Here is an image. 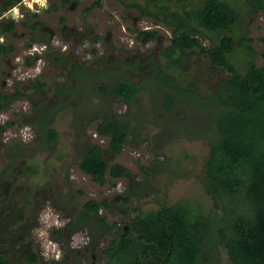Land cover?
<instances>
[{
	"label": "rangeland",
	"instance_id": "1",
	"mask_svg": "<svg viewBox=\"0 0 264 264\" xmlns=\"http://www.w3.org/2000/svg\"><path fill=\"white\" fill-rule=\"evenodd\" d=\"M93 1L58 6L60 0H43L46 9L41 10L39 18L45 27L39 33L43 32L49 40L43 49L44 41H29L27 30L19 22L6 37L0 36V41L9 46L7 54H0V92L11 94L16 86L25 92L0 110V184L4 193V198H0V253L11 264H34L27 259L31 248H37L43 257L55 258L57 249L61 253L63 247V255L67 256L70 244L77 250L87 248L83 250V264L98 263L102 258L100 249L93 251L86 245L89 236L85 227L66 235L62 242L54 235L88 199L107 198L113 204V208L101 210L109 223H126L139 211L154 210L177 200L199 203L205 212L214 209L201 183L209 145L207 140L194 136L204 131L208 113L191 105L180 93L179 98L174 96L173 105L166 108V96L176 95V91L154 70L159 66L177 74L176 85L187 88L192 84L201 95L215 91L218 82L225 80L226 72L216 71L206 55L195 52L181 59V67L167 68L161 50L171 42L173 24L152 20L139 7L154 12L158 11V4L179 9L176 1L100 0V6L92 5ZM234 1L240 12V27L251 38L254 61L264 65V10L253 13L250 8L239 9L250 7L251 0ZM29 3L32 4L30 0ZM190 5L198 7L201 0H191ZM19 6L22 7L18 3L15 8ZM13 12L18 18L20 12L14 7L0 12V18L6 14L10 17ZM144 24L149 25V30H156L154 38L138 36V29ZM202 41L208 43L207 38ZM31 47L36 48L30 50ZM29 52L39 55L32 65L24 61ZM56 52L69 56L65 65L46 61V55ZM241 54L246 56L241 49L232 56L235 59ZM131 57L143 62L139 69L129 70ZM73 60L82 68L75 64L71 79L68 73ZM125 77L143 87L136 95L139 100L131 107L104 95L97 87L100 82L112 83ZM36 79L46 82L42 90L33 88ZM76 80H83L84 87H75V83V94L56 98L55 86L68 91L66 87ZM107 111L127 116L134 126L120 151L105 153L106 160L121 163L131 176L100 184L85 174L78 162L92 142L106 147L107 138L93 136V119ZM49 114L51 118L47 119L45 115ZM41 123L56 129L53 148L39 143ZM11 163L13 166L1 177L3 168ZM33 167L35 172L30 171ZM131 183L137 190L128 201H123L122 194L128 192ZM8 228L15 231L8 235ZM19 236L26 239L21 241ZM105 243L106 239L101 247ZM210 254V264H232L223 243L212 247Z\"/></svg>",
	"mask_w": 264,
	"mask_h": 264
},
{
	"label": "trees",
	"instance_id": "2",
	"mask_svg": "<svg viewBox=\"0 0 264 264\" xmlns=\"http://www.w3.org/2000/svg\"><path fill=\"white\" fill-rule=\"evenodd\" d=\"M5 1L6 7H11L20 0ZM174 1L179 9L158 4L157 13L145 6L139 7L141 13L148 14L155 21L173 24L171 42L161 50L167 68L181 67V59L195 52L206 55L216 71L226 72L225 80L218 82L215 91L201 95L192 84L187 88L176 85L177 74L159 66L155 70L158 78L159 74L166 78L176 95L180 93L195 107L208 113L204 131L193 134L207 140L209 145L201 183L212 199L214 209L205 212L199 203L177 200L154 210L139 211L126 223H109L101 210L113 208V204L107 198H92L82 204L74 218L56 229L54 235L63 240L66 235L85 227L91 240L90 248L93 251L97 247L100 249V264H210V249L218 243H223L232 264H264V65H257L254 61L251 38L240 27L236 1L201 0V5L195 8L190 5L191 0ZM92 3L101 4L100 0ZM244 8H250L253 13L264 10V0H251L250 7L239 9ZM13 28L12 18L0 21V36L11 33ZM155 33V30H138L139 37L148 39H152ZM203 38H207L208 43H203ZM261 40L264 43V37ZM240 49L246 56L241 54L234 59L232 53L235 55ZM8 50L9 46L0 41V54H7ZM56 58L60 60L59 55ZM152 61L155 62V58ZM25 63H32L31 56ZM141 63L134 60L136 70ZM129 67L133 65L129 64ZM44 85L45 82L38 81L33 88L42 90ZM137 85L125 77L112 83L100 82L99 89L105 95L122 99L131 107L139 100ZM23 95L25 92L18 86L11 94L0 92V110L7 107L12 99ZM172 102L174 95L168 93L165 107L168 108ZM49 115L47 119L51 118ZM41 124L37 135L39 143L53 148L56 129ZM133 130L127 116L110 111L99 115L95 131L107 138V145L102 147L96 142L91 143L78 162L80 169L100 184L131 176L130 170L121 163L106 160L105 153L120 151ZM11 165L3 168L1 177L6 175ZM30 171L35 172V168H30ZM134 187L131 183L128 192L122 194L123 201H128L135 193L137 187ZM2 191L1 182L0 198L3 199ZM14 231L8 228L6 233L9 235ZM18 238L21 241L26 239L25 236ZM105 239V246L101 247ZM27 257L30 261L35 260L37 253L30 251ZM0 264H11L4 253H0Z\"/></svg>",
	"mask_w": 264,
	"mask_h": 264
},
{
	"label": "flooded vegetation",
	"instance_id": "3",
	"mask_svg": "<svg viewBox=\"0 0 264 264\" xmlns=\"http://www.w3.org/2000/svg\"><path fill=\"white\" fill-rule=\"evenodd\" d=\"M31 2H32V4H30L29 3V0H26V2H25V0H20L18 3H20V5H22V7H20V8H15L16 9V11L18 12H20L18 15V18H17V20H15L14 19V17L12 16V14H10V17H8L9 16V14H6V17H1L0 18V21H3V20H6V19H13L14 20V28H13V30L12 31H14L15 30V28H16V22H19V24H20V27H22V29L24 30V31H26L27 30V32H28V38L30 39L29 41H39V42H43V46L41 47L42 49H43V47L45 48L46 46H47V43L49 42V40H46L45 38H46V35H44V33L43 32H40L39 33V31L42 29V28H44L45 27V23H43L42 22V20H40V12H41V10H43V11H45V9H44V7H46V5L44 6V3L42 2V1H40V0H30ZM0 3H2V5H1V7H0V12H3V11H6L7 9H9V8H11V7H6L7 6V3H6V1L5 0H0ZM18 3H16V4H18ZM79 3V1L78 2H76V1H74V0H71V1H69V2H62L61 0H60V3L58 4V6H61V5H69V4H78ZM15 4V5H16ZM34 4L35 5H38L39 7H40V9H38V8H35L34 7ZM44 6V7H43ZM51 6V5H50ZM55 5H53V7H54ZM100 6V5H99ZM49 7V6H48ZM57 7V6H56ZM91 8H93V7H91ZM14 9V10H15ZM20 9V10H19ZM89 10V9H88ZM47 12V11H46ZM32 13H35L36 15H32ZM157 13H158V11H157ZM1 15V14H0ZM1 16H3V15H1ZM157 16H158V14H157ZM149 18H151L152 20H154V18H152V17H149ZM39 21V22H38ZM25 23V24H24ZM144 23H146V21L144 22ZM33 24H36V27L34 28L33 27ZM141 25H143L142 23H141ZM146 24H144V26L142 27V28H139L138 30H140V29H143V30H146V31H152V30H149L150 29V27H149V25H146ZM64 29V28H63ZM63 29H61L62 30V32H63ZM11 31V32H12ZM156 31V30H155ZM47 33V32H46ZM45 33V34H46ZM157 33V32H156ZM156 33H155V36H156ZM49 35V34H48ZM154 36V37H155ZM4 37H6V35L4 36ZM153 37V38H154ZM142 38L143 39H148V38H146V37H144V36H142ZM171 38V37H170ZM36 47H31L30 48V50H34ZM30 53V52H29ZM60 56V60H58L56 57L57 56ZM28 56H31V60H32V63L31 64H29V65H32V64H34L35 63V61H36V59L38 58V54H28ZM28 56H25V58H24V61L26 60V58L28 57ZM45 58H46V61L48 62V60H50V62H56V63H58V64H61V65H65V63L66 62H68V60H69V56H67V55H65V54H60V53H54V54H48V55H46L45 56ZM153 58H155V57H153ZM39 59H40V57H39ZM134 58L133 57H131V64H130V66L131 65H133V67L131 68L130 67V69L129 70H131V71H133V68H135L136 69V65H134ZM60 62V63H59ZM26 64V63H25ZM75 64H77V68L78 67H81L82 68V66L78 63V62H76V61H71L70 62V66H69V75L71 76V79H72V77L74 76V74H70V73H72L71 72V70H72V68L74 67V65ZM28 65V64H27ZM142 66V63H141V65H139V67H141ZM158 66V65H157ZM129 68V67H128ZM155 71V70H154ZM156 74H158L157 72H156ZM155 74V75H156ZM76 76H78V75H76ZM130 80V79H129ZM38 81H40V80H37L36 79V82L35 83H38ZM72 81V80H71ZM70 81V82H71ZM84 81H86V79H84ZM84 81L82 80V82H80L79 80H76V81H74V83H70V86L68 87L69 88V90L67 91L66 89L65 90H62L63 88H65V87H62V86H55L56 88H55V91H56V93H57V96H56V98H62L63 96H64V94H75V91H74V88L76 87V86H80L81 87V85L83 86V84H84ZM131 81V80H130ZM43 82H45V81H43ZM132 82V81H131ZM76 83V85H75V87H74V84ZM134 83V82H133ZM45 85H46V82H45ZM138 86V91H139V89H141V88H143V87H140V85H137ZM84 87V86H83ZM97 87L99 88V83H98V85H97ZM37 91V90H36ZM77 92V91H76ZM103 93V92H102ZM138 93V92H137ZM77 94V93H76ZM81 94V93H80ZM104 94V93H103ZM105 95V94H104ZM106 95H110V94H106ZM137 95V94H136ZM174 95V94H173ZM111 96V95H110ZM175 96V95H174ZM175 97H179L178 95L177 96H175ZM120 100H122V99H120ZM123 101V100H122ZM190 101V100H189ZM124 102V101H123ZM191 103V102H190ZM173 105V104H172ZM172 105H170V106H172ZM191 105H193L192 103H191ZM40 111V110H39ZM39 111H38V114H39ZM41 112V111H40ZM40 114H43V113H40ZM46 117H48V115H45ZM45 116H44V118H45ZM83 117H84V115H82ZM98 116H96L94 119H93V121H96V118H97ZM132 123V122H131ZM93 136H99L97 133H96V131H95V125H94V129H93ZM99 137H101V136H99ZM93 143V142H92ZM88 146H90V144L88 145ZM72 218V217H71ZM65 224H63L61 227H63ZM9 226V225H8ZM10 231H12V230H10ZM58 240V239H57ZM64 240V239H63ZM58 241H60V242H62L61 240H58ZM90 243H91V240H90V237H89V240H88V242L86 243V245H89L90 246ZM73 245V244H72ZM69 249V251H67L68 252V254H67V256H65V255H63V247H62V251H61V253H60V250H58L57 249V253L55 254L56 255V257L55 258H47V257H43L41 254H39V252H38V249L37 248H31V251H35L36 253H37V258L35 259V260H31L30 261V259H29V257H27V259H28V261H29V263H34V264H83V263H85V260H86V258H85V255H84V252H83V250H85V249H87L86 247L84 248V249H76V248H74L73 246H71V244H70V246L68 247ZM65 252V251H64ZM66 252V253H67ZM91 253H94L93 251H91ZM60 254V255H59ZM78 254V255H77ZM59 255V256H58ZM63 255V256H62ZM74 259V260H73ZM103 260V259H102ZM100 262H101V260L98 262V263H96L95 261H92L91 262V264H100Z\"/></svg>",
	"mask_w": 264,
	"mask_h": 264
},
{
	"label": "water",
	"instance_id": "4",
	"mask_svg": "<svg viewBox=\"0 0 264 264\" xmlns=\"http://www.w3.org/2000/svg\"><path fill=\"white\" fill-rule=\"evenodd\" d=\"M12 16L14 17V19H15V20H17V17H16V15H15V13H14V12L12 13ZM124 228L126 229V228H127V226H124Z\"/></svg>",
	"mask_w": 264,
	"mask_h": 264
},
{
	"label": "clouds",
	"instance_id": "5",
	"mask_svg": "<svg viewBox=\"0 0 264 264\" xmlns=\"http://www.w3.org/2000/svg\"><path fill=\"white\" fill-rule=\"evenodd\" d=\"M15 6H16V5H13L12 7H14V9H15ZM12 7H11V8H12ZM16 8H17V7H16ZM61 226H62V225H61ZM61 226H60V227H61ZM60 227H59V228H60Z\"/></svg>",
	"mask_w": 264,
	"mask_h": 264
}]
</instances>
